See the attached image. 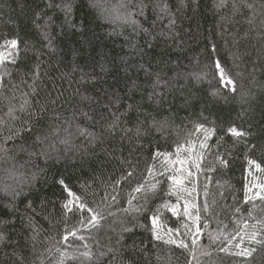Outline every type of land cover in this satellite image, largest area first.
<instances>
[{"label":"trees","instance_id":"1","mask_svg":"<svg viewBox=\"0 0 264 264\" xmlns=\"http://www.w3.org/2000/svg\"><path fill=\"white\" fill-rule=\"evenodd\" d=\"M123 2L0 0V264H264V0Z\"/></svg>","mask_w":264,"mask_h":264},{"label":"snow or ice","instance_id":"2","mask_svg":"<svg viewBox=\"0 0 264 264\" xmlns=\"http://www.w3.org/2000/svg\"><path fill=\"white\" fill-rule=\"evenodd\" d=\"M107 2H108V0H90V7L93 8V9H96L97 12L99 13V15L101 17H103L104 19H109L112 16V13L115 12L116 13V17H115L116 19H122L124 23H131L134 26V28H140L141 27L140 23L137 20L130 19L131 16H132V13L130 11H127V5L123 2V0H121L119 8H115L114 7L111 10L106 7ZM222 2H223V0H222ZM145 6H142L140 8V11H139L140 15H143V8ZM57 7H60V5H57ZM121 8L125 9V11L127 12L126 15H124V16L120 15V11L119 10ZM71 9H72V4L66 3V4L63 5V10L65 11L66 16L70 14ZM163 10L164 9H162V11ZM145 31H147V30L145 29ZM9 44H10V47L12 49H15L16 46H17V40L13 39V40H11L9 42ZM216 68L219 70L220 82L223 83L226 87L227 86H231V91L235 92L236 91L235 81L232 78H230L228 73L221 67L220 62L216 63ZM25 103H27V101H25ZM23 107H24V105L22 104L21 105V109H23ZM14 113H15V108L14 107H9L8 115L12 119H15ZM0 121H2V118H0ZM153 122L156 123L154 118H153ZM203 127L204 126L202 124L198 125L196 127V130L199 131L200 129H203ZM209 131L210 130L205 129V132H209ZM228 131L231 132L233 136L238 137V138L249 135V133H247V132H241V131H238L236 128H232V127H230L228 129ZM16 134L17 133H13L12 135H16ZM11 138H12V136L10 135L8 137V139H11ZM205 138H207V137H205ZM44 139L46 140L47 137H45ZM61 142L62 143H68V140L65 139V140H63ZM179 147L180 146L178 145V148ZM201 147H203V145H201ZM0 152H5V149H4L3 145H0ZM221 163H225V161L223 159H221ZM195 166H196L197 170H199L200 165L196 164ZM256 167H260V165L257 164ZM188 174L191 175L192 173L189 171ZM128 175L130 176V175H132V173L130 172ZM169 179L172 180L177 185L182 183V181L177 179L175 176H169ZM60 183L64 184V181L61 180ZM65 187H66V190L68 191V195L70 197H72V199L69 200L67 203H65L63 205L64 208L69 210V211H71L72 208L70 207V205L74 204L77 211H79L81 213L87 212L89 214L88 217H87V223L89 225H91L92 227H97L99 222L104 219L103 213H104V208H105L106 202L108 200L115 201L117 199V196L113 195V194L104 195V196L101 197V203L97 204L96 207L93 208L90 205H88L87 202L84 201L82 197L78 196L76 193L72 192L70 189H67V186H65ZM153 187H155V186H153ZM142 190H143V185H140L137 188L133 189V191L137 192V193L141 192ZM114 191H115V188H114ZM135 199H136V197L133 196L132 200H135ZM129 203L131 204L132 201H129ZM162 207L163 208H167L170 211H172L173 214H176V209H175L174 206H170L169 204L165 203V204L162 205ZM135 210L136 211H142L143 209H142V206H141L140 208H137ZM125 211H127V209ZM184 211H185V214L187 215L188 214L187 204L185 205ZM158 212H159V209H157V213ZM151 219H152V224L155 227L157 219H158V216L157 215H153L151 217ZM196 220L197 221L199 220V216L196 217ZM128 230L129 229H127V228L123 229V231H128ZM175 231L178 233V229L175 230ZM196 233H197V235L200 234V228L199 227L196 228ZM69 235L75 236V233L72 232V233H69ZM154 235H155L156 239H160L158 234L154 233ZM5 239H6V235L4 233L0 232V242H3ZM67 239H68V236H65L64 240L67 241ZM252 239L254 241H256V234H254L252 236ZM256 242L264 245V241H256ZM166 243L177 244L178 247L184 248V249H188L189 248V245L187 243H185L183 240H180L177 243L176 240L169 239L168 241H166ZM191 244H192L193 250H195V246L197 245V238L196 237H193V239L191 241ZM237 246L239 247V244ZM253 251H254V249H244L243 251L237 253V255L250 256ZM202 254L203 255H209V253L207 251H203ZM82 255H84L85 257H90L91 253L86 251ZM193 255H195L194 251H193Z\"/></svg>","mask_w":264,"mask_h":264},{"label":"rangeland","instance_id":"3","mask_svg":"<svg viewBox=\"0 0 264 264\" xmlns=\"http://www.w3.org/2000/svg\"><path fill=\"white\" fill-rule=\"evenodd\" d=\"M0 60H1V56H0Z\"/></svg>","mask_w":264,"mask_h":264}]
</instances>
